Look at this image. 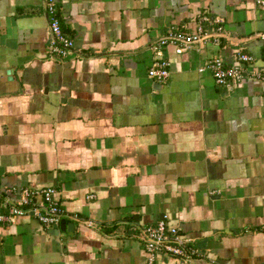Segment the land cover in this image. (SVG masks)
Instances as JSON below:
<instances>
[{
	"label": "crops",
	"instance_id": "0c3cea01",
	"mask_svg": "<svg viewBox=\"0 0 264 264\" xmlns=\"http://www.w3.org/2000/svg\"><path fill=\"white\" fill-rule=\"evenodd\" d=\"M49 1L0 0V205L10 188L54 187L71 227L0 224V264H146L142 230L162 220L195 264H264V81L198 72L237 52L264 72L261 0H51L65 59L47 55ZM199 16L221 36L164 48L169 78H148L151 47Z\"/></svg>",
	"mask_w": 264,
	"mask_h": 264
},
{
	"label": "built area",
	"instance_id": "2783aa9c",
	"mask_svg": "<svg viewBox=\"0 0 264 264\" xmlns=\"http://www.w3.org/2000/svg\"><path fill=\"white\" fill-rule=\"evenodd\" d=\"M257 3L264 8V0ZM46 15L49 31L47 55L49 58L65 59L73 53L74 42L63 33L51 0L46 5ZM220 24L221 20L217 17L199 16L198 23L192 30L171 28L151 47L155 59L147 70L148 78L157 83H163L169 78L171 63L163 57L164 48L171 46L177 54H180L194 44H200L210 38H218L216 35L221 34ZM205 25L214 26L213 34L205 30ZM251 63L252 58L248 54L237 52L232 63L227 65L221 58H214L199 68L198 72L208 70L217 86L237 83L244 77V74L248 73L252 80L264 81V72L249 69ZM7 193L10 196L13 194L14 198L2 199L3 203L0 206L6 208L7 212L0 213V224L13 223L16 219L26 215H32L44 228L58 227L61 224L64 211L57 199L58 192L54 187L42 189L13 187L8 189ZM142 234L146 264H155L159 255L176 258L183 264H195L203 258L202 253L191 247V240L182 234L179 228L167 225L163 220L144 227Z\"/></svg>",
	"mask_w": 264,
	"mask_h": 264
},
{
	"label": "water",
	"instance_id": "95a60500",
	"mask_svg": "<svg viewBox=\"0 0 264 264\" xmlns=\"http://www.w3.org/2000/svg\"><path fill=\"white\" fill-rule=\"evenodd\" d=\"M217 37H220L221 35H216ZM61 229L63 230L65 227L68 229L69 227H71V224H68V225H63L61 224L60 225Z\"/></svg>",
	"mask_w": 264,
	"mask_h": 264
},
{
	"label": "trees",
	"instance_id": "16d2710c",
	"mask_svg": "<svg viewBox=\"0 0 264 264\" xmlns=\"http://www.w3.org/2000/svg\"><path fill=\"white\" fill-rule=\"evenodd\" d=\"M0 200H1V198H0Z\"/></svg>",
	"mask_w": 264,
	"mask_h": 264
}]
</instances>
